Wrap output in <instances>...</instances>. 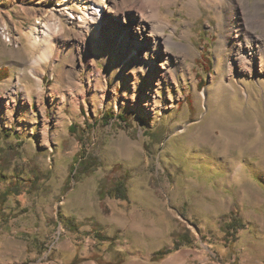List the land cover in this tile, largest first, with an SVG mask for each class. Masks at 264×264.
I'll use <instances>...</instances> for the list:
<instances>
[{"label":"rangeland","instance_id":"rangeland-1","mask_svg":"<svg viewBox=\"0 0 264 264\" xmlns=\"http://www.w3.org/2000/svg\"><path fill=\"white\" fill-rule=\"evenodd\" d=\"M98 1L86 35L52 17L65 27L34 78L46 44L32 41L60 0H0V264H264V71L232 87L218 7L199 0L193 13L178 0L161 17L170 10L189 55L166 45L184 66L159 85L169 60L151 74L141 50L122 47L132 30L115 41L122 12L145 0L120 13ZM118 180L127 201L102 194Z\"/></svg>","mask_w":264,"mask_h":264},{"label":"bare ground","instance_id":"bare-ground-1","mask_svg":"<svg viewBox=\"0 0 264 264\" xmlns=\"http://www.w3.org/2000/svg\"><path fill=\"white\" fill-rule=\"evenodd\" d=\"M129 1L106 0L104 6L109 11L120 13L121 6H124ZM177 1L145 0L144 9L137 12H133L132 10L122 12L121 20L125 25L121 31L117 32L121 34L115 40L118 42L123 33L132 30V39L124 43L122 47L126 48L127 52L130 51L133 55H136L138 50H141L144 60L143 66L151 74L157 73L159 60L161 62L163 58L169 60L167 66L164 67L165 71L157 74V76L159 75V85L169 81L171 77L173 78L174 73L180 68L183 69L184 66V61H181L179 57H177L176 63H174L171 55L164 53L163 49L169 50V47H166V45L178 48L184 54V60L189 55L188 45L175 40L177 29L171 26L172 20L169 19L170 10L166 13V16L161 17L162 5L170 6L173 3H177ZM203 1L218 7L219 19L225 28V33L221 36L220 55L222 57V54L227 50L229 51V54L226 55H228L227 67L230 71L231 86H235L234 81L239 83V76H243L245 72H253L254 70L264 71V1L255 0L253 5L247 0ZM187 7L191 8L192 12H198L201 9L199 0H188ZM103 12L102 1L78 0V6L73 7L69 3V0H60L55 8L46 15L47 20L42 23L41 27L37 30L36 37L32 41L35 47L46 44L45 54L39 61L51 57L54 44H52V41H47L50 38L61 35L63 26L65 27L61 21L58 24H51V20H56V18H52L55 14L61 13V15H65L68 21L75 23L79 31L81 33L85 32L86 35V32L89 31L88 29L100 22ZM167 29L172 31L168 33ZM188 33L189 29L183 32L182 37H187ZM138 34L141 37L143 36V40L138 37ZM144 41L147 42L146 46H143ZM241 138L243 137L241 136Z\"/></svg>","mask_w":264,"mask_h":264},{"label":"trees","instance_id":"trees-1","mask_svg":"<svg viewBox=\"0 0 264 264\" xmlns=\"http://www.w3.org/2000/svg\"><path fill=\"white\" fill-rule=\"evenodd\" d=\"M104 119L105 120H110L111 118H115V117H119V118H125V115L124 114H118V115H114V113L112 111H106L105 114H104ZM71 131H75V127H72L71 128ZM75 160H76V163H79V164H83V159L81 158V154H78L76 157H75ZM77 169L79 171V165L76 166L74 168V170ZM81 169H85V172H89V170L91 169L90 168V163L87 162L86 164L83 165V167ZM3 174V173H2ZM16 184V183H15ZM18 186L17 184L15 185V187ZM17 188V187H16ZM11 189L8 188V191ZM102 194L104 196H106L107 194H109L111 197L113 198H116V199H120V200H123V201H127L128 200V195L126 193V190H125V184L123 182V180H118L115 182V184L113 185V187H111L108 191L106 192H103L102 191ZM235 220L232 221L229 226H232V227H238L237 223L235 224ZM178 246H175L174 248H162L160 249L159 251L155 252V254L153 255L151 261L152 262H159L163 259H165L167 256H169L170 254H172L174 251L178 250Z\"/></svg>","mask_w":264,"mask_h":264},{"label":"crops","instance_id":"crops-1","mask_svg":"<svg viewBox=\"0 0 264 264\" xmlns=\"http://www.w3.org/2000/svg\"><path fill=\"white\" fill-rule=\"evenodd\" d=\"M36 62L37 61L32 62L33 67L31 68V72H29L28 75L35 78V77H38V75L43 74V76L45 77L47 73H46L45 69L42 67H43V63H45L46 61H39L37 63ZM8 70H9V68H7V67H3L2 69H0V82L5 80L6 78H8V76H9V73L7 72ZM63 72H65V71L63 70ZM75 74L76 73H74L72 71V76H75Z\"/></svg>","mask_w":264,"mask_h":264}]
</instances>
